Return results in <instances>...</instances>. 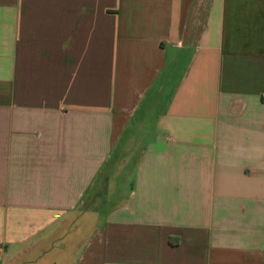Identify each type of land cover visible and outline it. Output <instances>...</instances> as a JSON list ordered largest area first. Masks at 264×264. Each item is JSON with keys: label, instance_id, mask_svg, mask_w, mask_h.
Returning <instances> with one entry per match:
<instances>
[{"label": "crops", "instance_id": "crops-1", "mask_svg": "<svg viewBox=\"0 0 264 264\" xmlns=\"http://www.w3.org/2000/svg\"><path fill=\"white\" fill-rule=\"evenodd\" d=\"M0 264H264V0H0Z\"/></svg>", "mask_w": 264, "mask_h": 264}]
</instances>
